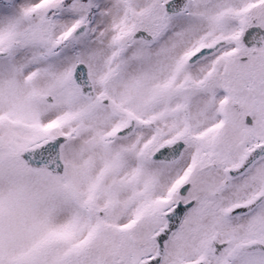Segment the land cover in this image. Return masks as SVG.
I'll return each instance as SVG.
<instances>
[{
    "label": "snow or ice",
    "instance_id": "obj_1",
    "mask_svg": "<svg viewBox=\"0 0 264 264\" xmlns=\"http://www.w3.org/2000/svg\"><path fill=\"white\" fill-rule=\"evenodd\" d=\"M0 264H264V0H0Z\"/></svg>",
    "mask_w": 264,
    "mask_h": 264
}]
</instances>
